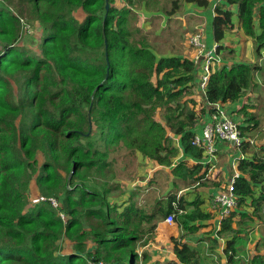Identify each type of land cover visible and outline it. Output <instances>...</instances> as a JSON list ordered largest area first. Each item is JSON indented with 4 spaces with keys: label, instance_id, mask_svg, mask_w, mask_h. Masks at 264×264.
I'll return each mask as SVG.
<instances>
[{
    "label": "trees",
    "instance_id": "1",
    "mask_svg": "<svg viewBox=\"0 0 264 264\" xmlns=\"http://www.w3.org/2000/svg\"><path fill=\"white\" fill-rule=\"evenodd\" d=\"M125 1L119 7L108 0L106 10V0H0V264H145L148 253L136 249L171 213L184 232L171 239L175 259L166 264H201L190 236L211 213L201 195H177L208 179L203 148L192 143L195 125L206 106L212 112L214 103L237 100L258 73L264 85V64H216L197 110V67L181 55L157 58L136 25L133 3ZM168 1L171 14L182 2L211 4ZM234 14L259 58L264 0L217 2L211 24L216 42L235 28ZM33 25L42 32L39 54L20 41ZM248 108L237 112L246 122L239 126L236 206L217 230L226 237L227 264H264L257 243L246 263L236 256L241 233L252 231L256 220L264 223V142L249 151L257 145L249 140L259 118ZM121 150L141 156L145 172L170 167L173 185L182 188L169 191L165 203L158 198L141 206L134 182L119 179L124 176L112 153Z\"/></svg>",
    "mask_w": 264,
    "mask_h": 264
},
{
    "label": "crops",
    "instance_id": "2",
    "mask_svg": "<svg viewBox=\"0 0 264 264\" xmlns=\"http://www.w3.org/2000/svg\"><path fill=\"white\" fill-rule=\"evenodd\" d=\"M130 1L133 3L131 4L132 9L135 11V13H137L139 21L140 23H142L141 26L144 30L151 32V34L154 37H157L161 40H166V42H168L169 44L172 43L173 45L171 46V48H179V52H170L169 50L167 51L163 50L158 52L157 51L158 46L151 44L153 46V51L157 55V58L160 56L181 55L183 57L185 56L191 59L193 52H191V54L187 56L183 52L186 48L191 49L188 46V42H189L188 36L189 34L193 33L196 30H201L203 32V36L208 47H211L212 45L222 46L217 51L218 56L220 57V61L217 64H220V62L221 63L230 62L232 60L252 61V58H254L252 62L257 61L256 58L254 57L251 40L249 39V37L244 36L236 28V23L238 20L236 14L233 15V23L235 24V28L232 31L228 32L225 38L220 42H216L213 39L211 24L214 15V6L217 2H222L223 0H209L211 4L207 7L199 6L193 2H182L181 5L178 7V9L172 14L170 13L171 5L168 0H130ZM232 9L235 13L236 6L233 5ZM34 26L38 27V25H33V27ZM178 26L180 27L181 30L185 29L186 34L188 33L186 35V39L183 41V47L181 49L175 39L176 36L174 37L173 34L174 32H171V30L178 28ZM237 31H239L240 33H238ZM166 34L168 35L167 38H165ZM169 37L171 40H169ZM162 42L163 41H161V43ZM174 51H178V50H174ZM262 54H263L262 58L264 59V53ZM259 58L258 60L260 63L261 58L260 59ZM196 76L198 80L199 74L197 73ZM257 83H260V87H264V85L261 83V80L259 81L254 80V85L246 89L244 93L237 100L220 104L228 112L229 116L235 121H237L240 125H244L246 119L243 115L237 113L238 110H240L243 106L247 104L250 106L251 104L250 101L254 103V101L256 100L255 96H258L259 93L262 92L259 86L255 85ZM203 93L204 91L201 92L199 87L197 86V94L202 95ZM195 99L196 101L200 100L197 99L196 97ZM195 108L198 110L197 106H195ZM210 108L211 105L206 106V110L204 114L202 115L200 120L196 123L195 125L196 133H200L203 125L210 120V114H211L209 112ZM233 111L236 112V115L233 114ZM248 111H253V110L249 107ZM238 115L242 116L243 118L240 119ZM241 156L242 154L240 149L234 146L232 141H220L217 144V152L214 162H210V163L208 162L209 165H204L205 163L202 162L203 158L200 159V162L203 164V167L205 169L207 168L206 176L208 177V179L205 180L204 182L205 184L202 187L197 188V191H195L196 192L195 195L199 194L205 198L206 201L204 204L205 210L211 213V218L209 220H205L201 222L204 224V226H202L200 230L201 232L204 231L207 232V234L205 233V235L207 236L213 237L212 231L215 232L218 229V227L216 226L220 222V214L216 208H213L211 206L210 198L220 189V187L225 185L224 183L228 181L231 176L238 173V171L236 170L235 161L237 158ZM256 221L258 223L261 222L259 220ZM259 226L260 227L264 226V223L263 222L260 223L258 227ZM214 227L215 229H213ZM178 232L179 231L177 226L168 224L165 221H161L157 224V227L153 234L154 235L153 238L157 243L165 244V242L168 241L170 237L172 236L176 237V234ZM252 232H253L252 233L253 236H256L255 239L259 240L261 236V230L254 229ZM169 244H170L171 252L169 250H166V252H168V255L165 256L167 258L165 263L169 260L175 259V255L172 251L171 240ZM140 249L141 252L146 251L150 257V259L145 264H154L155 260L161 262L164 261V254H160V255L158 254V252L161 249L157 248L151 240L149 241L148 244L141 246ZM251 250L249 252V255L251 254ZM241 255L244 257V254ZM237 264H241V263H237Z\"/></svg>",
    "mask_w": 264,
    "mask_h": 264
},
{
    "label": "rangeland",
    "instance_id": "3",
    "mask_svg": "<svg viewBox=\"0 0 264 264\" xmlns=\"http://www.w3.org/2000/svg\"><path fill=\"white\" fill-rule=\"evenodd\" d=\"M124 2L126 1L125 0H114L113 3L120 7L124 5ZM136 25L139 28H141L144 33H146L147 39L150 44L152 45L154 44L158 46V49H157L158 52L163 51V50H166V51L169 50L170 52H179V48H171V46L173 45L172 43L169 44L168 42H166V40H161L157 37H154L151 34V32L144 30L141 26L142 23H140L139 18H138V21L136 22ZM185 31H186L185 29L181 30L179 26L178 28L171 30V32H174L173 33L174 37L176 36L175 39L180 49L183 47V41L186 39V35L188 34V33L186 34ZM191 34H189V36ZM167 36L168 35L166 34L165 38H167ZM189 36H188V40H189ZM41 39H42V32L39 29V27L30 26V27H26V30L23 31L20 41L22 45L29 47L31 51L33 50L34 52L39 54L40 53L39 44H40ZM169 40H171L170 37H169ZM161 41L163 42L161 43ZM188 46L191 49L186 48L183 51L186 56L190 55L191 52H193L194 50V48L190 45L189 42H188ZM152 50H153V46H152ZM174 50H178V51H174ZM259 57L261 58V59L259 58L260 63L264 64V59L262 58L263 54L261 53ZM253 59L254 58H252V61ZM256 60L259 62L257 57H256ZM258 74L259 75L255 77L256 81H259L262 79V76L260 75V73ZM12 85L17 94L22 93V90H20L18 80L16 81V83L12 80ZM257 86H259L262 92H260L258 96H255L256 98V100L254 101L255 104L252 103V101H250L251 102L250 106L247 104L253 110L252 112H255L259 118V123H258L259 125L257 126V129L255 130V132L250 136L252 138L251 144L253 143L257 145L249 146V149H250L249 151L251 150L257 151L258 146L260 145L259 143L264 142V87H260V84H257ZM199 89L201 92L203 91L202 88L199 87ZM200 97L201 95L196 96V98L200 99L196 102L197 108H200L202 105V100ZM233 114L236 115V112L233 111ZM238 114H241V113H238ZM238 116L240 119L243 118L240 115ZM112 155L117 157L118 159V162H117L118 167L116 168L117 171H119L124 176L119 179H121V182L123 183V185H126L127 183H130V182H134L133 186L135 187V191L138 192L137 202H139L141 206H148L151 203V201L155 202L158 198L163 199L165 203V199L169 191H174L178 188H182V186L176 187L173 185V181L175 180V178L173 177L171 173L170 167H164V166L163 168L162 167H152L149 169L148 172H145L143 167H141V164L144 165V167H146L147 165L144 164V160L142 159L141 156H137V158H135L134 155H132L131 153L126 154L123 150L113 152ZM124 168L126 170H124ZM197 188H198L197 185H194L188 188H182L180 191L177 192V195H183L185 199L190 200L196 194L195 191H197ZM120 195H121V188L117 190L116 197L119 198ZM216 209L218 210L217 207ZM219 223L216 226L218 227V229L220 228ZM260 223L262 222L258 223L256 221L254 225L255 230L257 229L261 230V236L259 240H256L255 239L256 236H253L252 234L253 233L252 231L254 229L252 231H249L248 229L245 233H241V235L239 236L240 238L236 239L235 241L236 247L238 248L236 255L240 256V260H242V262L244 263H246V259L249 258V252L255 243H257L259 247H261V249L264 251V226L258 227ZM172 225L176 226L175 222H173ZM252 225L253 223H249V228ZM201 228L202 227H200L197 232H195L194 234L190 236V239L194 240V243H191V245L194 246L199 251V254H200L199 258L201 260L200 263L201 264H227V261H226L227 256L225 255L223 251V243H225L226 237H223V234L221 236L220 235L218 236L217 235L218 229L215 232L211 230L213 233V237L207 236L205 235V233L207 234V232L205 231L201 232L200 230ZM213 229H215V227ZM178 231L179 232L176 234L177 238L179 237L178 235L184 232L183 230L179 228H178ZM153 236L154 235H151L148 238V240L149 241L151 240L157 248L162 250L158 252L159 255L164 254V261L161 262V261L155 260L154 264H166L165 261L167 260V258L165 256L168 255V252H166V250H169L171 252L169 243H170V240L173 238V236L170 237L169 240L165 242V244L157 243L154 240ZM200 239L201 241H199ZM136 250L137 252H139V254L141 253L140 247H138ZM262 250H260V252H263ZM241 254H244V257ZM140 258L141 257L139 256V260ZM149 259L150 257L147 259V261ZM140 262L141 260L139 261V264Z\"/></svg>",
    "mask_w": 264,
    "mask_h": 264
},
{
    "label": "built area",
    "instance_id": "4",
    "mask_svg": "<svg viewBox=\"0 0 264 264\" xmlns=\"http://www.w3.org/2000/svg\"><path fill=\"white\" fill-rule=\"evenodd\" d=\"M30 27V26H28ZM33 27V26H31ZM189 43L194 48L192 54V61L197 67L199 74L198 87L204 91L210 74L214 70V66L220 61L217 53V45L208 47L201 30L194 31L189 36ZM214 110L210 114V120L207 121L200 133L193 136L192 143L203 148V155L205 159L202 162H214L217 152V141H232L237 147L242 145V137L240 131V124L232 119L225 109L219 104H213ZM250 143L252 142L249 140ZM238 173L231 176L224 186L212 195L210 204L213 208H218L220 220L227 216L236 206L235 185ZM53 206L57 205L54 198H49ZM165 222L172 223L173 215H167ZM90 264H107L103 261H91Z\"/></svg>",
    "mask_w": 264,
    "mask_h": 264
},
{
    "label": "clouds",
    "instance_id": "5",
    "mask_svg": "<svg viewBox=\"0 0 264 264\" xmlns=\"http://www.w3.org/2000/svg\"><path fill=\"white\" fill-rule=\"evenodd\" d=\"M192 60V59H191ZM216 66V65H215ZM215 66H214V70H215ZM213 70V71H214ZM197 77V76H196ZM199 80V79H198ZM198 86V85H197ZM218 103V102H217ZM214 104H216V103H214ZM219 104H221V103H219ZM222 106V105H221ZM223 107V106H222ZM224 108V107H223ZM226 111V110H225ZM211 113V112H210ZM229 115V114H228ZM249 143H250V141H249ZM235 146V145H234ZM237 147V146H236ZM239 173V172H238ZM239 175H240V173H239ZM212 197V196H211ZM211 199V198H210ZM172 214V213H171ZM167 215H169V214H167ZM173 215V214H172ZM167 217V216H166ZM166 217H165V219H166ZM165 219L163 220V221H165ZM173 222H174V218H173ZM172 222V223H173ZM220 222H221V220H220ZM167 223V222H166ZM172 223H170V224H172ZM169 224V223H168ZM220 224V223H219Z\"/></svg>",
    "mask_w": 264,
    "mask_h": 264
},
{
    "label": "water",
    "instance_id": "6",
    "mask_svg": "<svg viewBox=\"0 0 264 264\" xmlns=\"http://www.w3.org/2000/svg\"><path fill=\"white\" fill-rule=\"evenodd\" d=\"M105 8H106V10L109 8L108 0H106Z\"/></svg>",
    "mask_w": 264,
    "mask_h": 264
}]
</instances>
